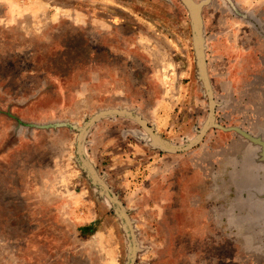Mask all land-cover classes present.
<instances>
[{"label": "rangeland", "instance_id": "1", "mask_svg": "<svg viewBox=\"0 0 264 264\" xmlns=\"http://www.w3.org/2000/svg\"><path fill=\"white\" fill-rule=\"evenodd\" d=\"M192 1L191 146L195 6L0 0V264H264V0Z\"/></svg>", "mask_w": 264, "mask_h": 264}, {"label": "flooded vegetation", "instance_id": "2", "mask_svg": "<svg viewBox=\"0 0 264 264\" xmlns=\"http://www.w3.org/2000/svg\"><path fill=\"white\" fill-rule=\"evenodd\" d=\"M183 1L186 2V4L190 6L191 11H192V7L195 6L194 11H196V14L192 17V25H193L194 34L196 35V41H197L196 47L198 49L199 64H200L202 78H203L204 83H205L206 88H207L208 98H209V107H210L209 108L210 112H209V116L207 118V121L205 122L203 128L201 129V131L199 132L197 137L189 144L192 146V145H195L196 143L202 141L204 139V136L207 135V133L210 131V129L218 127L219 125L216 123L217 101H216V97H215V91H214V88L212 86L211 79L209 77L208 64H207L206 52H205V44H204V39L202 37V33L200 32V15H199L200 4L199 3L195 4L192 0H183ZM103 112L109 113V114H119V115L134 118L141 125H143L148 130V132H150L151 136L154 139H156V140L159 139L158 135L154 132L153 128L139 114H136V113L131 112L129 110H123V109L105 110ZM178 151H176V152H178ZM133 240L135 241V246L137 247L136 237L133 236ZM135 256H136V248L134 247L133 252L131 254V262L134 261Z\"/></svg>", "mask_w": 264, "mask_h": 264}]
</instances>
